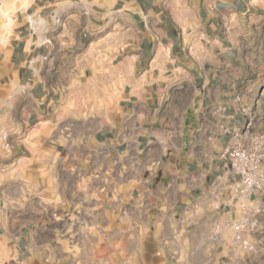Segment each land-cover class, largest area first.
<instances>
[{"label":"crops","instance_id":"obj_1","mask_svg":"<svg viewBox=\"0 0 264 264\" xmlns=\"http://www.w3.org/2000/svg\"><path fill=\"white\" fill-rule=\"evenodd\" d=\"M23 99L40 179L0 198V264H103L93 233L147 229L181 264H264V193L240 209L220 157L249 107L264 134V0H0L5 125Z\"/></svg>","mask_w":264,"mask_h":264},{"label":"rangeland","instance_id":"obj_2","mask_svg":"<svg viewBox=\"0 0 264 264\" xmlns=\"http://www.w3.org/2000/svg\"><path fill=\"white\" fill-rule=\"evenodd\" d=\"M4 25L8 28L10 19H5ZM7 108L5 105H0V116L6 114ZM32 108L33 105L27 99H23L21 104L13 105V121H9L5 125L4 121L0 120V198L11 200L13 204L22 201L34 203L37 200L40 151L36 148L40 145L38 144L40 141L35 136V132L19 129L23 123L22 113L28 112ZM244 111L247 121H251L253 125L255 123L254 108L249 107ZM11 122L16 126L12 127ZM235 235L232 226V243L238 244L242 250H247L243 242L235 241ZM108 238V248H101L96 246L99 243L100 235L93 233L94 247L92 251L94 255L106 257V262L103 264H117V258H125L124 264H181L175 261L174 255L178 256V253H175L173 249L164 246L154 247L148 229L140 232H125L124 239L119 240V243L115 240V233H110ZM86 250L89 251L81 247L76 252L84 254ZM188 255L190 258L194 257L196 255L194 249H190ZM189 264L195 263L190 261Z\"/></svg>","mask_w":264,"mask_h":264},{"label":"built area","instance_id":"obj_3","mask_svg":"<svg viewBox=\"0 0 264 264\" xmlns=\"http://www.w3.org/2000/svg\"><path fill=\"white\" fill-rule=\"evenodd\" d=\"M51 20L54 25L60 24L55 16ZM220 157L225 161L227 172L235 179L231 194L241 201L240 209L248 211L246 203L257 194L264 193V134L257 131L251 121H247L242 129L231 130L230 144ZM253 227L243 218L233 226L235 241L243 242V231L247 229L251 232Z\"/></svg>","mask_w":264,"mask_h":264}]
</instances>
